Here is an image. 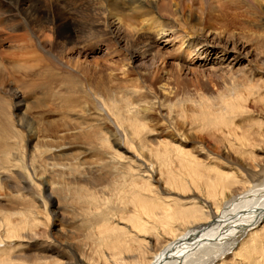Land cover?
<instances>
[{
  "label": "bare ground",
  "instance_id": "6f19581e",
  "mask_svg": "<svg viewBox=\"0 0 264 264\" xmlns=\"http://www.w3.org/2000/svg\"><path fill=\"white\" fill-rule=\"evenodd\" d=\"M191 1L0 0V33H7L11 44L6 65L17 67L20 73V78L14 74L13 79L7 77L16 86L8 89L15 101L12 114L3 112L0 103V175L23 179L10 130L28 119L19 91L35 90V83L42 80L60 89L66 85L69 92H58L61 124L57 128L49 122V130L77 131L69 144L82 141L94 150L96 172L111 166L122 174V190L118 187L95 193L94 185H85L65 191L71 200L69 206L80 208L79 232L88 231V256H95L92 264H264V182L251 186L244 175L219 170L212 165L206 149L193 153L185 138L167 133L164 138L152 135L154 141L145 138L148 109L154 106L149 98L158 100V107L174 101L175 111L179 110L177 101L188 99L190 92L180 73L195 74L198 88L218 93L220 99L190 112L199 115L196 120L205 117L202 125L210 130L224 125L232 133L233 119L224 115L244 113L251 108L247 104L250 98L264 95V39L237 40L228 33L211 30L201 18L195 21ZM243 1L255 10H261L264 4V0ZM103 37L108 38L104 49L107 68L82 63L79 55L100 51L97 45ZM251 49L257 53V64L247 61ZM166 59L175 65L173 74L155 66L157 62L164 65ZM147 60L150 69L136 68L135 63ZM3 66L0 82L6 81L3 73L8 69ZM205 72L218 77L221 91H213ZM118 74L121 77L117 78ZM132 74L141 82L124 89L117 85ZM80 85L87 90L84 99L77 91ZM4 87L0 84V94ZM125 97L129 100L121 102ZM89 104L114 121L111 132L104 128L99 114L90 113ZM127 134L132 137L127 138ZM117 137L122 138V144ZM36 142L37 134L28 132L30 158L43 153ZM155 184L169 194L195 199L182 203L177 197L161 198L152 187ZM201 200L209 207L200 205ZM7 227L4 234L26 240L22 247L32 250L35 245L28 228L10 223ZM238 235L247 236L237 242ZM44 252L53 253L51 247ZM16 259L18 262L0 257V264H25L30 257Z\"/></svg>",
  "mask_w": 264,
  "mask_h": 264
},
{
  "label": "rangeland",
  "instance_id": "374dc122",
  "mask_svg": "<svg viewBox=\"0 0 264 264\" xmlns=\"http://www.w3.org/2000/svg\"><path fill=\"white\" fill-rule=\"evenodd\" d=\"M200 1L192 0L191 2L192 4L194 2V4L190 3L191 11L193 12L192 16L195 18V21L201 18L203 24L211 30L217 33H228L236 37L237 40L250 41L258 38V36L260 38L255 40L264 39V4L261 10H255L250 7L248 2L243 0H216V2L204 0V3L201 1L204 5ZM184 4L186 5V3ZM62 10L65 12L64 8ZM0 36L2 37L0 38V55L2 54L0 56V64H3V67L8 69L3 73L5 76L4 80L6 81L0 82L2 88L4 87L3 85L6 87H4V93L0 94V103L3 106V112L9 114L15 101L12 100L10 96L11 92H8V89L11 87L15 88L16 86H12L10 84L11 80L7 77H19L20 73L19 71L17 73V67L14 69L11 68L12 65H6L10 52L8 50L11 44L8 42L7 33L5 34L2 31ZM7 38L8 40H6ZM51 40L53 41L54 39ZM106 40H108L107 37L100 38V42L97 45L100 51L94 49V52L91 54H88L89 51L80 54L79 60L82 63H92L94 66V63H96L98 68L105 70L108 66L104 50L106 48ZM45 46L47 47L48 44ZM121 50H123L122 47ZM247 61L249 64H257L258 58L254 49L250 50ZM163 64L157 62L155 66L160 69L163 68L165 73L170 72L173 74V72H176L175 65L170 60L166 59ZM1 65L0 69H2ZM135 65L138 70L150 69V61L148 60L135 63ZM11 74L14 75L11 76ZM180 74L181 78L185 80L184 85L186 86V90L190 92L188 93L189 95H186L188 99L184 97L177 101V103L179 102V110L175 111L174 107H172L175 104L174 101L172 103H163L158 107V100L152 99V97L149 98L148 101L153 103L154 106L152 105L151 109H148L146 126L147 132L149 131L151 134H147L146 132V141H154L155 136L164 138L166 133L171 137L185 138L187 148L193 153L206 149L212 158V165L219 170L226 172L236 171L238 175H244L246 177L245 180L250 182L251 186L259 185L260 182L263 183L264 99L261 98L264 95L250 98L249 102H247V104L250 103L251 105L250 110H245L244 113L224 115L229 119H233L231 126L232 133L224 125H220L216 130H210L208 125H202L205 117L200 118L199 121L196 120V117H199V115H192L190 112L196 110V107L204 103L207 104L208 101L220 99L218 98V93H206L203 89L198 88L195 84V74L185 72ZM204 75L206 77L205 80L210 83L209 86L214 87L213 91L222 90L218 77L208 72H205ZM119 77H121L120 74H118L117 78ZM135 79L136 76L132 74L128 77L126 76L123 80L124 82L117 83V85L123 88L141 82V80ZM43 81L35 83L37 84L35 90L29 89L25 91L22 89L19 91V94H21L20 99L23 101L22 103L25 107V113L26 115L28 114V119L23 121L21 126L14 124L11 127L10 133L12 135L11 142L18 153L17 164L19 165L23 179L13 178L12 175H0V238L3 241L2 243L0 242V250L4 252L0 254L2 255L0 257L13 259L17 262L16 258L30 257L25 264H39L44 261H57L59 264H63L60 262L61 260L76 264H92L95 262V256L94 259L88 256L87 246L89 241H87L86 236L88 231L79 232V227L82 225V221L77 219L80 208L78 206H69L71 200L66 196L65 191L74 186L85 185H94L95 193L118 187L121 189L119 181L122 174L114 171L111 166L101 168V165L99 166L100 170L96 172V168L94 167L96 165L94 159L96 153L94 150L82 141L77 144H69L71 141L70 137L77 131L49 130L47 123H54L56 127L58 126L57 128L61 124L62 113L59 112L58 114V92H69L66 85H63L62 89H60L59 85H53L52 82H48V85L46 81H44L45 83ZM5 82L9 85L5 84ZM27 84H30V82L26 83L25 86ZM171 84H174V82L171 81ZM19 87L18 89H20ZM77 91L81 93V99L88 97L87 90L82 85L78 86ZM56 96L57 98H55ZM127 98L125 97L120 100L124 102L129 100ZM156 102L157 104H155ZM89 109L91 114H101L92 104H89ZM1 115L2 112L0 113V125L3 124ZM17 118L20 119L21 116ZM95 118L97 119V117ZM100 119L106 126L104 128H107L110 132L114 129L115 123L110 117L100 115ZM28 132H35L37 134L36 144L40 147L39 152H43L40 156L37 154L30 158L31 149L26 145ZM152 135L155 136L151 137ZM126 136L127 138L132 137L130 134ZM116 139L118 143L122 144V138L117 137ZM108 145L114 151L113 144L110 142ZM102 158H107V155ZM103 161L105 162V160ZM157 169L158 167L155 170ZM83 172H88V175L83 176ZM152 187L160 194L161 198L177 197L180 199L179 202L182 203L195 199L191 195L183 196L175 193L177 195L175 196L172 195L174 192L169 194L163 188H156V184L152 185ZM125 189L127 190V188ZM47 196H52L51 200H47ZM203 200L198 201V203L200 205L204 204ZM9 223L12 226L24 225L26 229L30 230L28 232L27 230L19 231V234L30 233L28 235L33 237L31 241L34 240L33 243L35 245L31 248L32 250H26L22 247V245L27 244L26 240H22L11 234H4ZM246 236L238 235L236 241H241ZM46 247H51L53 253L45 254L44 249ZM82 254H85V256L80 260Z\"/></svg>",
  "mask_w": 264,
  "mask_h": 264
}]
</instances>
